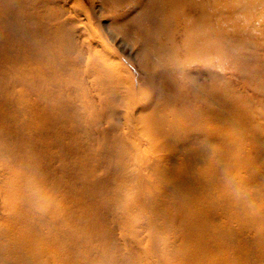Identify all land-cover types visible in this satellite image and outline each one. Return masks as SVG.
Wrapping results in <instances>:
<instances>
[{
    "label": "bare ground",
    "instance_id": "6f19581e",
    "mask_svg": "<svg viewBox=\"0 0 264 264\" xmlns=\"http://www.w3.org/2000/svg\"><path fill=\"white\" fill-rule=\"evenodd\" d=\"M92 1V9L88 10L83 0H0V73L8 74L11 87L6 89L12 88L9 96L19 94L35 103H41L45 95L41 75L55 72L60 55L72 58L74 54L70 60L74 69H83L87 79L95 75L96 79L107 78L113 83L122 101L113 111L115 120L107 121V131L112 134L111 146L117 153L102 163L115 162L127 169L128 179L118 178V192L128 195V207L108 208L109 176L94 174L76 180L71 176L72 168L66 170L69 176L58 174L54 151L47 144L41 161L8 160L5 153V159H0V261L4 264H98L101 260H111L114 264H264V235L260 230L264 216L258 212L244 215L221 204L222 208L204 207L199 196V207L185 202L176 207L175 197L169 207L162 206L164 196L174 188L173 182L156 184L158 176L167 174L166 170L176 167L177 182L183 187L186 181L188 190V184L196 186L208 178L198 164L213 161L216 150L211 155L195 156L187 148L198 142L201 133L214 135L215 129L200 125L199 114H185V120L178 114L179 110L168 112L178 103L177 98L160 103L161 93L149 94L139 84L135 85L129 69L117 61V54L109 49L95 25L89 23L99 13L96 2L102 9L108 6L120 17L136 9V5H130L133 1L141 5L147 2L146 8L152 12L142 19H154L155 24L148 31L156 34V44L163 51L175 52L174 41L170 46L171 38L163 39L162 34L169 36L171 23L178 17V7L184 10L186 26L196 7L186 0ZM192 2L199 6L198 0ZM248 7L255 18L264 20V0H249ZM193 31L188 29L187 35L193 33L202 42L199 29ZM201 57L193 53L187 64L196 61L198 65ZM203 62L204 69L214 79L217 69L214 59L204 58ZM185 67L174 63L177 72H183ZM200 82L193 83L196 98L205 96L211 114L217 118L215 86L205 82L199 85ZM103 104L101 101L100 105ZM0 117L7 114L0 113ZM171 145L172 150L163 149ZM180 148L184 149L183 153L179 152ZM144 149L153 152L147 155ZM257 175L264 180V166ZM208 185L209 190H218L211 180ZM220 196L219 203L231 199Z\"/></svg>",
    "mask_w": 264,
    "mask_h": 264
},
{
    "label": "rangeland",
    "instance_id": "374dc122",
    "mask_svg": "<svg viewBox=\"0 0 264 264\" xmlns=\"http://www.w3.org/2000/svg\"><path fill=\"white\" fill-rule=\"evenodd\" d=\"M186 1L196 7L193 15L188 17L190 23L186 26L187 21L182 17L184 10L182 6L178 7V17L171 23L169 36L162 34L163 39L171 38L168 40L170 46L174 41L175 52L163 51L156 44V34L148 31L155 24L154 19H142L152 12L146 8L147 2L145 5L137 1L130 3L131 6L136 5V9L125 17L118 16L108 6L102 9L96 2L99 13L89 23L95 25L109 49L117 54V61H122L129 69L135 85L139 84L149 94L161 93L160 103L167 98H177L178 103L168 112L179 110L178 114L185 120V114H199L200 125L205 129H215V139H212L214 135L208 136L203 132L198 142L187 148L195 156L211 155V151L216 150L213 161L198 164L209 175V181L205 179L196 186L188 184V190L186 181L182 183L183 187L177 182L176 167H171L165 171L167 174L158 176L156 182L160 186L166 182L174 184L173 191L164 196L162 206L169 207L175 197L176 207L184 202L199 207L201 198L204 207L227 206L244 215L258 212V215L264 216V212L257 210V205L264 200V180L257 175L264 166V20L254 17L248 7L249 0H198L199 6L192 0ZM83 2L88 10L92 9V0ZM166 7L169 9L168 5ZM196 28L200 31L202 42L213 41L218 56L214 59L217 64L214 79L203 67L204 56L197 62L198 65L196 61L188 63L181 73L174 68L177 50L182 49V40L188 29L193 31ZM179 55L182 57L183 53ZM74 57V54L72 58L60 55L55 62V72L41 75L42 92L45 94L41 103L28 102L19 94L9 96L12 88L6 89L11 87L8 74L0 73V93H4L0 98L7 99H0V113L7 114V117H0V129L3 130L0 133V159H5L6 153L8 160L41 161L42 151L43 154L47 152L44 144H47L54 151L57 171L62 177H66V170L71 168V176L76 180L94 174L109 176L108 208L120 210L128 207L129 202L128 195L118 192V178L128 179L127 169L115 162L102 161L117 153L111 146L112 134L107 131V121L115 118L113 111L122 98L107 78L96 79L94 75L87 79L83 69H74L70 61ZM168 68H172L170 71L174 73ZM197 81L214 84L217 118L211 114L205 96L196 98L193 83ZM204 89L209 91V88ZM101 101L103 105H100ZM4 122L6 125H1ZM229 132L233 135H228ZM173 148L171 145L163 149L169 151ZM238 148H242L248 157L243 162L245 179L242 183H234L231 191L226 192V170L235 163L233 157ZM143 151L147 155L153 152L151 149ZM179 152L183 153L184 149L180 148ZM210 180L218 187L217 191L209 190ZM220 195L226 199L230 196L231 199L219 203ZM260 230L264 235V225L260 224ZM257 242L256 248L259 245ZM0 264L4 263L0 261Z\"/></svg>",
    "mask_w": 264,
    "mask_h": 264
},
{
    "label": "clouds",
    "instance_id": "9594fccd",
    "mask_svg": "<svg viewBox=\"0 0 264 264\" xmlns=\"http://www.w3.org/2000/svg\"><path fill=\"white\" fill-rule=\"evenodd\" d=\"M178 59L177 64L178 67H185L187 66V60L188 58L193 54H199L204 56L206 59H218V56L216 54V50L213 47V41H205L201 42L199 38L193 34L189 33L185 36L184 40V46L182 49H178ZM182 52L183 56L181 57L179 53ZM228 135H233L232 132H229ZM244 151L242 148H238L236 153L234 154V161L235 163L226 170V179L224 181V188L226 192L231 191L232 186L234 183H242L245 179L244 173H243V162L247 159ZM39 195V193H35ZM257 210L260 212H264V200H262L259 205H257ZM98 264H114L113 261H98Z\"/></svg>",
    "mask_w": 264,
    "mask_h": 264
}]
</instances>
